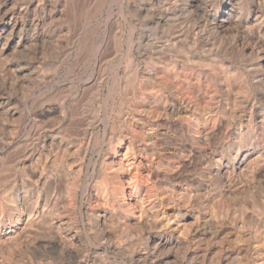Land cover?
<instances>
[{
    "label": "rangeland",
    "instance_id": "obj_1",
    "mask_svg": "<svg viewBox=\"0 0 264 264\" xmlns=\"http://www.w3.org/2000/svg\"><path fill=\"white\" fill-rule=\"evenodd\" d=\"M145 1L0 0V28L27 37L0 54V264H35L29 224L10 208L17 193L44 209L38 240L79 233L73 264L264 263V158L232 164L239 150L250 160L264 147V123L256 131L252 122V104L264 109L253 81L259 45L245 22L217 30L202 21L203 6L222 0L184 15L185 0ZM239 2L246 21L252 0ZM159 3L171 12L164 21L148 11ZM184 25L204 37L173 40ZM174 70L202 76L188 92L161 80ZM214 155L229 160L224 172ZM32 182L40 193L28 198ZM222 195L231 207L223 217ZM153 237L169 252L151 256Z\"/></svg>",
    "mask_w": 264,
    "mask_h": 264
},
{
    "label": "bare ground",
    "instance_id": "obj_2",
    "mask_svg": "<svg viewBox=\"0 0 264 264\" xmlns=\"http://www.w3.org/2000/svg\"><path fill=\"white\" fill-rule=\"evenodd\" d=\"M63 1L61 0V5L63 4ZM148 3L152 4V1L156 0H146ZM145 1V2H146ZM160 1V0H158ZM187 5V10L184 11L182 8H177V11L180 12V14L184 15L185 12L189 11L192 12L194 7H200V3L203 0H185ZM240 0H222L220 6L218 8H208V5L205 4L202 8V21L205 23H209L217 30H223L225 27L230 24L231 22L239 21L241 25H246L247 30L252 36L256 39V44L259 45V48L257 50V60L254 63L253 66V81L255 84L256 90L262 91V94L264 95V0H252V5L250 8L249 17L246 21H243L241 19V13H240ZM65 5V3L63 4ZM147 5V3H146ZM145 5H143L144 7ZM146 8V7H145ZM149 9L153 15L155 14L158 18V21H162L164 18L171 15V12L168 8L164 7L161 3L157 5V7ZM239 13L236 15V13ZM155 18V17H154ZM164 21V20H163ZM166 22V20H165ZM194 34V36H193ZM203 32L201 31L200 27L193 28L189 25H184L183 28L180 30L178 29L177 32H175L174 35H172L173 40H180L183 38L188 39L190 42H194L193 40L195 38H203ZM27 37L22 34L21 28L17 25H15L11 29H7L6 25L0 28V54H3L11 49H16L24 44L26 42ZM133 43L130 39V48L132 49ZM260 47L262 50V54L260 55ZM217 63L221 66L224 65V63L216 60ZM216 63V62H215ZM229 69L230 66H227ZM169 73V72H168ZM164 73L163 80H174L173 84L175 86H183L188 92L189 89L186 87L187 85H193L194 80L198 81L201 79L202 74H196L195 71H191L187 74L186 77H183V74L180 70H174L172 73ZM204 80L211 81L212 83L220 85L229 86L228 76L226 78H221L217 80L214 75L213 77H210L209 74L203 75ZM199 85V84H198ZM56 110V109H55ZM52 112L53 109L47 111ZM252 122L253 127L256 130L259 124L264 123V109H262L258 104L254 103L252 104ZM253 129V130H254ZM258 130V129H257ZM256 130V131H257ZM258 134V133H257ZM201 136L206 135V131L200 132ZM258 143V141H257ZM254 144V143H253ZM254 146V145H253ZM264 146V145H262ZM246 150H239L233 161V166L235 168H238L239 170L246 166V164L251 160L252 162L261 160L264 158V147H256V149L253 151L252 156L249 160V155ZM229 160L224 156H216L214 155L211 160V166L218 170V172H224L229 164ZM254 164V163H253ZM257 165V164H256ZM253 166V165H252ZM254 167V166H253ZM234 168V169H235ZM39 186L37 182H32L29 187H27V190L24 192L25 195L28 198H33L35 195H38L39 192ZM257 194V193H256ZM258 195V194H257ZM24 196V194H23ZM22 196L20 193H17L16 200L11 202V207L13 210L15 209L16 212H18V221L26 220L29 224V228L25 231L24 235L28 238H32L30 243L27 244L28 252L31 254L32 260L34 259L35 264H73L78 256L75 253V247L74 242L75 238H79V233L77 231H67L65 233L60 234H49L45 235L47 236V239L45 241L38 240L37 238V229L35 227L36 223L44 217V209L42 210V205H39V201L36 202V204L33 206V208L28 209L24 205H22ZM254 205L257 207L259 206L258 198L253 197ZM261 202L264 204V198L261 199ZM242 207L247 209V207L244 205V203L241 204ZM230 203L228 199H225L222 195L221 203L219 204V211L221 216L228 215L230 211ZM143 216L146 219V222L148 224H153L156 220L155 214L150 212V209H147L145 211H142ZM105 213L100 212L97 214V218L99 220H103L105 217ZM130 217L126 216L123 218V221L126 220V223L128 224V219ZM183 224H177L174 229L178 230L179 227H183ZM11 231H14L11 236L15 235L16 240H18V237L20 233L17 229H12ZM36 237V238H35ZM12 239L14 237H11ZM147 248L148 252L151 256L154 257H161L163 252H169L166 249H168V244L160 239V238H149L147 242ZM100 252V251H99ZM28 253V254H29ZM29 254V255H30ZM102 257L108 256L107 251H102L100 253ZM115 264H126L125 262H119ZM264 264V263H262Z\"/></svg>",
    "mask_w": 264,
    "mask_h": 264
}]
</instances>
